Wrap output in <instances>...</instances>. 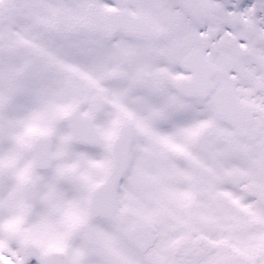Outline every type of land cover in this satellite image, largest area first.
<instances>
[{
	"label": "snow or ice",
	"instance_id": "6c2138e0",
	"mask_svg": "<svg viewBox=\"0 0 264 264\" xmlns=\"http://www.w3.org/2000/svg\"><path fill=\"white\" fill-rule=\"evenodd\" d=\"M0 264H264V0H0Z\"/></svg>",
	"mask_w": 264,
	"mask_h": 264
}]
</instances>
